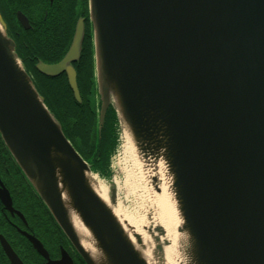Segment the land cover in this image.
<instances>
[{
    "label": "water",
    "instance_id": "95a60500",
    "mask_svg": "<svg viewBox=\"0 0 264 264\" xmlns=\"http://www.w3.org/2000/svg\"><path fill=\"white\" fill-rule=\"evenodd\" d=\"M88 19L98 132L111 108L118 144L165 169L174 264H264V0H88ZM83 31L79 19L62 59L35 65L65 73L76 101ZM0 138L86 264H168L164 229L148 223L143 237L114 212L113 189L97 192L1 14Z\"/></svg>",
    "mask_w": 264,
    "mask_h": 264
},
{
    "label": "flooded vegetation",
    "instance_id": "af4514ba",
    "mask_svg": "<svg viewBox=\"0 0 264 264\" xmlns=\"http://www.w3.org/2000/svg\"><path fill=\"white\" fill-rule=\"evenodd\" d=\"M0 14L8 35L15 42L18 55L19 37L28 38V34L34 31L46 35L53 29L68 30L73 23L70 45L79 19H82L84 29L82 43L90 29L87 0H0ZM79 59L71 63L74 69ZM59 76L66 78L65 73ZM0 264H86L29 184L1 138Z\"/></svg>",
    "mask_w": 264,
    "mask_h": 264
},
{
    "label": "trees",
    "instance_id": "16d2710c",
    "mask_svg": "<svg viewBox=\"0 0 264 264\" xmlns=\"http://www.w3.org/2000/svg\"><path fill=\"white\" fill-rule=\"evenodd\" d=\"M73 23L68 30L59 28L46 35L38 31L19 37L18 50L22 62L31 74L38 92L44 97L49 110L60 122L62 130L77 152L100 176L109 177V161L114 153L116 119L109 108L104 124L98 132V104L93 77V52L90 33L85 35L79 61L75 65L80 101L74 99L65 76L46 77L35 69L37 61L57 62L69 47ZM29 67V69L27 68Z\"/></svg>",
    "mask_w": 264,
    "mask_h": 264
},
{
    "label": "bare ground",
    "instance_id": "6f19581e",
    "mask_svg": "<svg viewBox=\"0 0 264 264\" xmlns=\"http://www.w3.org/2000/svg\"><path fill=\"white\" fill-rule=\"evenodd\" d=\"M127 150L132 156L136 173H132L130 190L141 211L133 217L125 212H120L119 205L113 206L114 212L131 225L135 232L145 237L143 227L151 224L160 225L165 231V237L169 244L164 247L165 259L168 264H174L177 257L175 246L180 242V235L176 232L180 219L174 206L171 195L168 192L169 178L165 169L145 167L136 156L135 150L127 137ZM95 188L100 196L107 200V189L96 181Z\"/></svg>",
    "mask_w": 264,
    "mask_h": 264
},
{
    "label": "rangeland",
    "instance_id": "374dc122",
    "mask_svg": "<svg viewBox=\"0 0 264 264\" xmlns=\"http://www.w3.org/2000/svg\"><path fill=\"white\" fill-rule=\"evenodd\" d=\"M124 139L121 138L117 152L111 159V178L103 181L97 178L103 184L110 195V190H114V197L116 203L119 205L120 212H125L133 217L141 213L139 206L132 195L130 185L132 180V173H136L131 154L128 152Z\"/></svg>",
    "mask_w": 264,
    "mask_h": 264
}]
</instances>
